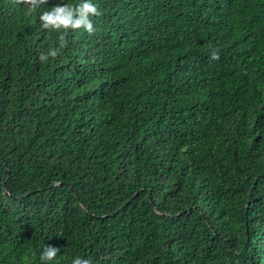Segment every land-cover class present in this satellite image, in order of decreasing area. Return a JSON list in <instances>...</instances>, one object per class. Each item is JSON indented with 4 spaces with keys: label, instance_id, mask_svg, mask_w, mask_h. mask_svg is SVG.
Returning a JSON list of instances; mask_svg holds the SVG:
<instances>
[{
    "label": "trees",
    "instance_id": "16d2710c",
    "mask_svg": "<svg viewBox=\"0 0 264 264\" xmlns=\"http://www.w3.org/2000/svg\"><path fill=\"white\" fill-rule=\"evenodd\" d=\"M93 2L0 0V264H264V0Z\"/></svg>",
    "mask_w": 264,
    "mask_h": 264
},
{
    "label": "clouds",
    "instance_id": "9594fccd",
    "mask_svg": "<svg viewBox=\"0 0 264 264\" xmlns=\"http://www.w3.org/2000/svg\"><path fill=\"white\" fill-rule=\"evenodd\" d=\"M46 0H20V4L25 8L27 14L33 12L39 13L38 27L41 30L57 33L56 44L50 47L46 52L41 53L38 59L43 62L48 58L57 56V54L65 47V36L70 30H80L91 35L96 31L93 25V17L98 16V5L93 0H78L75 4L58 2L48 7L47 10L39 11L41 5H45ZM209 58L217 59L216 51L209 52ZM259 134V133H257ZM59 249L53 245H43L39 253L38 260L40 264H48L56 257ZM71 264H91L87 258L75 256L71 259Z\"/></svg>",
    "mask_w": 264,
    "mask_h": 264
}]
</instances>
